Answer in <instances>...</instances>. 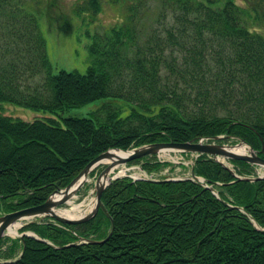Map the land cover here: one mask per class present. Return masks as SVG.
<instances>
[{"label":"trees","instance_id":"obj_1","mask_svg":"<svg viewBox=\"0 0 264 264\" xmlns=\"http://www.w3.org/2000/svg\"><path fill=\"white\" fill-rule=\"evenodd\" d=\"M125 8L119 23L91 34L84 72L53 73L39 16L71 23L58 0H0V213L43 202L98 153L158 141L238 136L264 157V0H108ZM155 5V18L143 16ZM61 8V9H60ZM102 0H75L94 20ZM66 16V17H65ZM100 100L88 116L25 120L1 103L55 112ZM263 149V151L261 150ZM236 173L253 164L229 159ZM148 173L169 162L133 159ZM200 182L111 179L101 193L107 216L80 223L50 217L24 223L32 235L9 240L20 254L0 264H264V178L237 179L206 153ZM94 172V168L90 174ZM240 207V208H239ZM102 243L81 241L103 238ZM59 246H63L62 248Z\"/></svg>","mask_w":264,"mask_h":264},{"label":"rangeland","instance_id":"obj_2","mask_svg":"<svg viewBox=\"0 0 264 264\" xmlns=\"http://www.w3.org/2000/svg\"><path fill=\"white\" fill-rule=\"evenodd\" d=\"M44 1L45 0H38V3L33 5H36L42 9V7L44 8ZM58 1L59 6L62 7L63 12H65V15H67V17H65L69 19L71 23L70 31H68L67 28L64 29V27L60 25V20L62 19L61 17L57 16L52 20H48L45 14H40L39 16L41 29L45 37L46 52L50 61L51 70L53 73L57 72L59 69L77 70L79 72H84L91 60L88 50V46L91 41V34L96 31L101 32L111 24L119 23L124 17L125 8L120 3L113 4L108 0H102V9L100 13L96 15V18L94 20H91L87 12L81 13L80 15L72 12L71 4L75 0ZM156 12L157 9L155 5H151V9L144 14L142 23L144 25L150 23L155 18ZM99 102L100 100L96 99L85 104L64 107L63 109H58L55 112L33 110L29 107L8 102L1 103V106L3 113L12 116H19L25 120H32L38 117H54L58 120H61L62 117L66 116H88L89 112L92 111ZM237 141L238 140L236 138H229L221 141L217 140L216 142H222L231 146L237 143ZM157 157L159 159L166 160L169 163L164 165L159 170L148 174L141 169L140 164H132L126 162L124 164H120V166H125V170L118 174H129L133 177H146V174L150 177H180L188 175L190 172L192 156L189 153L185 154L178 152L175 149H165V151L161 150V152L157 154ZM219 159L223 160L228 165L233 166V163H231L228 158L219 156ZM102 164L104 165V163H101L100 165H96L94 167V172L89 174L88 180L78 189L77 194L70 199L71 201L78 203L84 199L88 200L90 198L91 192L92 196H95L93 185L97 174L103 167ZM257 169L259 170V172L264 173V166H257ZM67 205L68 203H63L59 206L65 207ZM32 219L34 220L37 218L30 217L22 219L20 226L28 220ZM19 227L17 228L18 232ZM5 236L15 238L19 235L18 233L16 235H10L5 231L2 237ZM9 243V240H7L0 245V260L15 259L19 255V242L17 243V246L12 255L6 254Z\"/></svg>","mask_w":264,"mask_h":264},{"label":"water","instance_id":"obj_3","mask_svg":"<svg viewBox=\"0 0 264 264\" xmlns=\"http://www.w3.org/2000/svg\"><path fill=\"white\" fill-rule=\"evenodd\" d=\"M229 135H215L212 137V139H221L228 137ZM233 137V136H232ZM235 138L238 140L237 142H243L245 143L249 151L248 153H240L231 150V146L224 143H214V142H202V138L194 141V140H188V141H158V142H150V143H143L137 146H134L129 149H122V148H109L106 149L100 153H98L95 157H93L82 169L81 171L64 187L55 189L52 191L46 199L36 205L33 206H27L23 208H19L16 210L8 211L0 213V238L5 233L7 227L19 219H26L30 217H36V218H42V217H51L61 223H80L86 220H89L95 214L97 213L98 209H101L107 216H109V213L107 209L105 208L103 202L101 201V193L104 189V187L109 183V181L113 178H116L118 176L124 175V174H118L115 173L108 177L109 172L111 171V168L116 164H124L126 162H129L133 159L140 158L145 155L154 154L161 152V150L165 151V149H175L176 151H192L196 153H207L213 156V158L216 161H219L224 166L228 167V165L221 159H219V156H223L225 158L230 159H242L247 162H250L252 164H255L256 166H264V157L260 156L258 152L252 148V146L247 143L244 139L235 136ZM112 149H121L126 152L125 155L117 157V159H113L110 162H104L103 159L105 157H108L112 154ZM263 151V149H261ZM171 151V150H170ZM104 163V167L99 171L97 174L95 181H94V198L95 202L94 205L89 209L88 212H85L79 216L76 217H67L64 215H61L55 211V208L63 203H67L68 200H70L73 196L76 195L78 189L88 180L89 172L98 164ZM230 170L233 172V170L230 168ZM237 179H243L248 181L258 180L260 178H264V173L259 172V170L255 169V175H237L235 172H233ZM137 178V177H133ZM182 178H191L195 181L200 182L204 187H208L213 191V193H217L215 188L208 184L203 177L198 176L194 173L193 167L191 169V174L189 176L185 177H170L164 180H177ZM155 180V179H153ZM57 194V196H54ZM240 208V207H239ZM33 220V219H32ZM28 220V221H32ZM253 225L264 232V228L259 226L253 219H251ZM110 229L108 233L103 238H84L79 237L78 240L72 241L71 243H67L63 246H69L76 244L81 241H89L93 243H102L106 241L109 236L112 234L114 230V222L113 219L110 218ZM26 234V235H33L36 238H38L41 241H45L50 243L47 239L41 237L37 233L33 231H23L20 233V235ZM59 246V247H63Z\"/></svg>","mask_w":264,"mask_h":264},{"label":"bare ground","instance_id":"obj_4","mask_svg":"<svg viewBox=\"0 0 264 264\" xmlns=\"http://www.w3.org/2000/svg\"><path fill=\"white\" fill-rule=\"evenodd\" d=\"M230 149L236 152H240V153H248L249 151L248 146L243 142L235 143L233 146H231ZM111 151H112V154L108 157H105L103 159L104 162H110L113 159H117V157L123 156L126 154V152L121 149H112ZM124 170H125L124 165L120 166V164H116L111 168V171L109 172L108 177L113 173H121ZM54 196H57V194H55ZM94 202H95V198L92 196V192H91L90 198L88 200L84 199L78 203L68 200L67 206L65 207L57 206L55 208V211L67 217H76L88 211L94 205ZM21 220L22 219L16 220L12 224H10L6 229V232L9 233L10 235H16L18 233L17 228L20 226Z\"/></svg>","mask_w":264,"mask_h":264}]
</instances>
